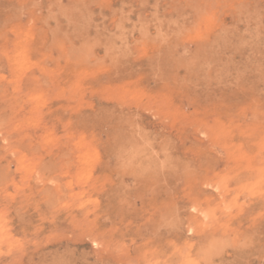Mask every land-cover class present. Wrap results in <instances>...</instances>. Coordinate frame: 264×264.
<instances>
[{
  "label": "rangeland",
  "instance_id": "1",
  "mask_svg": "<svg viewBox=\"0 0 264 264\" xmlns=\"http://www.w3.org/2000/svg\"><path fill=\"white\" fill-rule=\"evenodd\" d=\"M0 264H264V0H0Z\"/></svg>",
  "mask_w": 264,
  "mask_h": 264
}]
</instances>
